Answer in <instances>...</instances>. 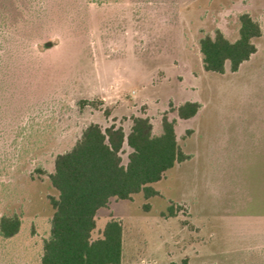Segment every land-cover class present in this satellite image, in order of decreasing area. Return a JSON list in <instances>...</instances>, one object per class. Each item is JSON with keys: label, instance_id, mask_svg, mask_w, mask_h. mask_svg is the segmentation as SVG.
Instances as JSON below:
<instances>
[{"label": "rangeland", "instance_id": "obj_1", "mask_svg": "<svg viewBox=\"0 0 264 264\" xmlns=\"http://www.w3.org/2000/svg\"><path fill=\"white\" fill-rule=\"evenodd\" d=\"M243 13L262 31L256 53L205 72L199 39L236 40ZM186 101L194 117L168 111ZM164 113L190 159L151 185L157 196L111 199L92 238L116 218L120 264H264V0H0V217L21 219L0 264H39L57 196L47 175L88 124L127 134L145 116L158 135Z\"/></svg>", "mask_w": 264, "mask_h": 264}, {"label": "trees", "instance_id": "obj_2", "mask_svg": "<svg viewBox=\"0 0 264 264\" xmlns=\"http://www.w3.org/2000/svg\"><path fill=\"white\" fill-rule=\"evenodd\" d=\"M238 24L234 41L218 29L199 39L205 72L223 75L228 66L231 73H236L256 53L254 41L262 34L259 23L243 13L238 16ZM43 47L49 49L51 44L45 42ZM168 108L179 120H187L197 114L200 105L186 101L178 107L169 104ZM160 127V134H153L150 120L140 116L131 117L127 134L115 125L102 129L90 123L68 151L55 157L53 171L47 177L57 196L48 197L53 214L49 236L42 241L39 264L121 263L122 223L110 218L100 236L93 239L97 212L106 208L111 199L127 201L139 193L145 200L157 196L151 185L176 164L190 159L179 146L174 121L168 120L167 113L161 116ZM125 145L129 152L123 164ZM176 209L170 204L162 216L175 217ZM20 226L19 216H1L0 238L15 237Z\"/></svg>", "mask_w": 264, "mask_h": 264}, {"label": "crops", "instance_id": "obj_3", "mask_svg": "<svg viewBox=\"0 0 264 264\" xmlns=\"http://www.w3.org/2000/svg\"><path fill=\"white\" fill-rule=\"evenodd\" d=\"M140 117H145V116H140Z\"/></svg>", "mask_w": 264, "mask_h": 264}]
</instances>
